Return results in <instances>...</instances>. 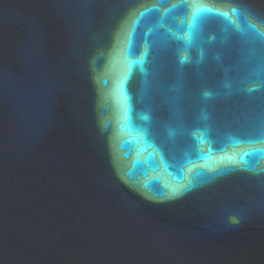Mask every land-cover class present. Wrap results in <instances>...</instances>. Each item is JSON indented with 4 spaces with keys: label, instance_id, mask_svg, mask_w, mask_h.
<instances>
[{
    "label": "water",
    "instance_id": "obj_1",
    "mask_svg": "<svg viewBox=\"0 0 264 264\" xmlns=\"http://www.w3.org/2000/svg\"><path fill=\"white\" fill-rule=\"evenodd\" d=\"M0 264H264V0H0Z\"/></svg>",
    "mask_w": 264,
    "mask_h": 264
}]
</instances>
